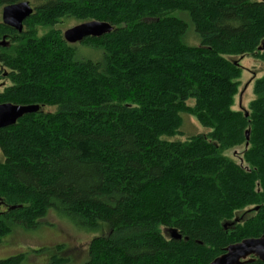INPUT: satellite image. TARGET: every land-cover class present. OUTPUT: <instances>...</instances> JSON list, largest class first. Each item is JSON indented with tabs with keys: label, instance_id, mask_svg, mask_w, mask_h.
<instances>
[{
	"label": "trees",
	"instance_id": "obj_1",
	"mask_svg": "<svg viewBox=\"0 0 264 264\" xmlns=\"http://www.w3.org/2000/svg\"><path fill=\"white\" fill-rule=\"evenodd\" d=\"M24 1L21 33L0 18V104L39 110L0 130V245L50 215L94 234L82 264H210L264 235V76L233 110L228 59L264 62V0H0V14ZM66 20L113 30L71 45ZM183 116L209 132L171 140Z\"/></svg>",
	"mask_w": 264,
	"mask_h": 264
},
{
	"label": "rangeland",
	"instance_id": "obj_2",
	"mask_svg": "<svg viewBox=\"0 0 264 264\" xmlns=\"http://www.w3.org/2000/svg\"><path fill=\"white\" fill-rule=\"evenodd\" d=\"M30 5L33 6V3H30ZM174 16L180 18L188 25L187 39H185L186 44L189 46H196L198 37L188 16L182 13H176ZM79 24L81 23L74 20H66L57 25V29L63 34L66 30ZM78 50H81L80 53L84 55L92 56L93 54L87 49H81L80 47H78ZM228 59L238 62L241 67L239 88L234 98L232 109L246 111L248 104L254 99L252 93L254 81L264 76V62L249 56L242 58L228 57ZM7 85V81H0V91ZM193 103V100L187 102L189 106H192ZM182 118V134L171 140L184 142L186 138L191 135L206 134L209 132V130L203 128L194 117L183 116ZM241 151L242 147H239L225 152L224 155L237 162ZM237 216L239 217L240 213ZM45 223L50 226H42L31 232L16 230L13 235L8 237L4 243L0 245V260L23 254L25 258L23 264H50L51 256H56L58 259L66 261L64 264H82L86 259L87 245L94 234L78 230L70 222L55 217L54 215L47 217ZM59 246H61L62 249L55 250ZM41 249H44L41 254L33 253V251Z\"/></svg>",
	"mask_w": 264,
	"mask_h": 264
},
{
	"label": "water",
	"instance_id": "obj_3",
	"mask_svg": "<svg viewBox=\"0 0 264 264\" xmlns=\"http://www.w3.org/2000/svg\"><path fill=\"white\" fill-rule=\"evenodd\" d=\"M32 13L33 8L30 3L24 1L3 7L0 18L2 24L21 33L24 21ZM112 30L113 27L108 23L91 21L66 30L63 33V38L68 44L74 45L89 37L97 38L109 34ZM0 46H5L4 40L0 42ZM38 110L39 107L35 105L0 104V130L13 126L24 115L36 113ZM169 236L170 239L181 240V236L174 230L169 231ZM252 257L264 263V235L258 239H246L227 247L225 253L210 264H246L253 260Z\"/></svg>",
	"mask_w": 264,
	"mask_h": 264
}]
</instances>
